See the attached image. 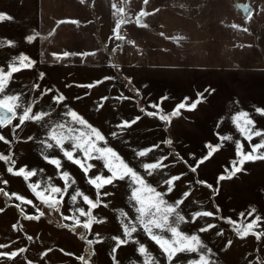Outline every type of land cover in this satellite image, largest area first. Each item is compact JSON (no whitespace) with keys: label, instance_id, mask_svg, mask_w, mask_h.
Wrapping results in <instances>:
<instances>
[{"label":"rangeland","instance_id":"obj_1","mask_svg":"<svg viewBox=\"0 0 264 264\" xmlns=\"http://www.w3.org/2000/svg\"><path fill=\"white\" fill-rule=\"evenodd\" d=\"M113 3L125 8L121 14L127 21L121 26L126 37L123 42L114 36L109 40L116 20ZM239 3L251 5L253 11L249 19L246 20L237 7ZM141 8L148 13L142 17L147 27L136 23ZM0 12L13 17L0 22V65L6 68L20 52L37 61L31 69L13 74L5 94L19 91L25 102L36 101L34 112H48L39 123L26 121L22 130L17 129L15 134L11 125L0 128V135L7 137L0 140V153L11 155L15 160L14 168H35L37 171L29 180H40L41 188H46L49 183L63 187L64 183L43 155L59 156L62 161L60 171H69L75 181L64 194L60 210H50L34 197L22 176L7 172V163L0 159V209H3L0 211V244L8 245L0 250L26 249L12 264H27L28 260L33 264H82L78 259L80 256L89 258L88 264H113L110 253L114 241L111 237L122 232L118 223L120 210L135 215L128 200L127 181H121L115 188L105 185L101 189L110 193L101 197L108 201V206L100 205L93 210L97 221L92 230L77 226L78 232L83 231L87 239H96L90 251L87 239L65 226L72 223L64 219L72 214L70 208L83 206L87 210L82 197H78L76 205L72 204L70 196L75 189L79 187L93 197L95 189L79 166L67 161L58 148L49 149L41 144L46 138V128L42 125L47 121L71 122L63 115L67 111L64 104L99 128L109 146L142 175L145 174L143 163L159 161L152 173L157 180L178 176L173 181V191L166 193L165 198L169 202L181 200L178 208L188 217L187 222L181 224L182 230L191 233L208 223L213 224V228L198 234L217 252L220 264L264 262V236L259 240L253 234L238 237L232 225L220 219L221 215L245 219L238 213H246L250 205L264 215V160L247 161L235 176L220 180L216 196H213V189L198 182L204 179L213 183L214 189L217 187L218 174L223 172L224 165L230 169L229 161L235 158L236 140L241 141L245 151L250 150L247 139L231 120L235 112L247 111L256 122L254 127L264 129V115L255 111L256 107H264V0H147V3L144 0H85L84 3L81 0H0ZM72 19L80 20L81 24L71 23ZM57 21L65 22L57 24ZM233 24L242 27L233 28ZM32 30L40 35L28 43L24 37ZM3 38L13 39L16 43L8 47ZM128 40H134L135 44H129ZM103 44H107L106 49ZM116 44H122V48L113 54L111 48ZM65 50L86 51L89 55L59 60L52 56L53 52ZM109 60L116 67L109 64ZM40 72L46 74L43 79L38 78ZM104 76L110 78L104 80ZM128 76L132 77L131 82ZM97 79L101 80L100 84L94 83ZM89 83L93 84L91 88L87 87ZM36 84L40 86L34 87ZM53 86L66 97L60 104L50 100L54 92L41 96L45 87ZM206 88L208 92L204 91ZM211 89L215 91L211 92ZM198 92L203 93L204 98L197 107L179 109V114L168 122L148 115V112L159 111L152 102L160 104L161 114H165L178 103L195 101ZM161 96L166 99L160 100ZM184 97L189 99L184 100ZM135 115H140L141 120L131 126L116 127L122 119ZM112 131H116L115 137L111 135ZM16 135L21 138L17 140ZM27 135H32L33 140L24 139ZM260 138L253 137L252 143H258ZM168 140L171 143H166ZM206 142L219 143L221 148L208 160L199 161L193 172L189 165L205 151ZM66 146L70 144L66 142ZM145 147L149 151L144 156L135 155ZM88 162L94 164L89 169V176L108 174L102 161L94 158ZM146 179L155 186L151 177L146 176ZM165 187L161 183L158 190ZM13 192L32 199L44 215L39 219L26 218L15 207L20 201L10 195ZM184 192L188 195L183 196ZM216 205L220 206V215H203L206 211L216 212ZM24 210L35 215L32 205H24ZM195 211L202 215L193 222L191 215ZM100 216L107 219L100 221ZM17 223L19 227L13 228ZM220 228L224 233L217 236ZM96 233L103 239H98ZM138 233L141 242L159 257L158 246L139 230ZM229 239L233 243L225 250L223 244ZM137 247L134 241L122 245L123 251L118 249L116 253L119 264H140L142 258L135 251Z\"/></svg>","mask_w":264,"mask_h":264},{"label":"snow or ice","instance_id":"obj_2","mask_svg":"<svg viewBox=\"0 0 264 264\" xmlns=\"http://www.w3.org/2000/svg\"><path fill=\"white\" fill-rule=\"evenodd\" d=\"M85 0H81V3H84ZM147 3V0H144ZM237 7H245L247 15L245 19H249L252 15L251 5L242 6L237 5ZM113 15L116 16L115 25L109 36V40L114 36L116 40L123 42L125 36L121 32L122 24L127 23L124 17L121 15L125 12L123 6L117 7L116 3L112 4ZM156 11V9H153ZM148 13L141 8L137 13L136 23L138 26L142 25L147 27L148 25L143 22L142 17L147 16ZM13 17L8 13L0 12V22L5 20H12ZM65 21H57V24ZM71 23L79 25L81 24L80 20L72 19ZM233 28H241L242 25L233 24ZM55 31V28L52 30ZM244 31H248L247 28H244ZM52 33H49L51 35ZM35 30L24 37L25 41L28 43L33 42L37 36H39ZM161 36L164 35L163 32L160 33ZM171 39V38H170ZM176 39H179L177 37ZM4 44L8 47L15 45L16 41L13 39L3 38ZM129 44H135L134 40H128ZM103 47L106 49L107 44H103ZM122 48V44H116L111 48V53H116L117 49ZM97 50H93V54ZM89 53L86 51L74 52V51H63V52H53L52 56L56 57L59 60L62 57H86ZM37 61L32 59L28 54L20 52L18 55H15L11 62H8L6 68L4 65H0V128H3L5 125H11V131L15 134L17 129L22 130V126L25 125L26 121L41 122L42 119L48 115V112L45 111H33V106L36 101L33 99L29 102H25L22 99L21 92L17 91L13 94H5V90L8 87L9 81L12 79L13 74L21 71L22 69H31ZM113 67L116 65L112 60L108 61ZM46 74L44 72L38 73V78L43 79ZM110 77L104 76L102 79L107 80ZM128 81H132V77H127ZM95 84H100L101 80L97 79L94 81ZM39 84L34 85V87H39ZM93 86L92 83L87 85L88 88ZM139 91V89H137ZM208 92L209 89L204 90ZM215 89H211V92H214ZM50 100L56 104L65 101V95L59 90L53 87H45L41 96L45 93H52ZM203 93L198 92L197 98L191 103H178L175 108L165 114H161L163 109L161 105L155 102H152V106L159 111L148 112V115L153 117H159L160 121L168 122L173 116L179 114V109H195L198 102L203 99ZM106 99V97H102ZM160 100L166 99V97L161 96ZM188 97H184V100H188ZM64 108L67 109L64 116L70 118V123L61 121L59 123L52 122L51 120L47 121L42 126L46 128L44 136L46 137L41 141V144L45 148H53L55 146L62 153L63 157L67 161L74 163L79 166L83 171L84 175L87 176L88 182L90 185L94 186L95 192L94 197L88 194H85L79 187L71 194L70 200L73 205H76L78 197H82L84 204L87 206V210L83 206L70 208L69 211L71 215L64 216V213L61 212V215L64 216V219L72 221L65 226L73 232H78L77 226H80L84 230L91 231L93 228L94 221H97V216L93 215V210L97 209L100 205L104 207L108 206V201L102 200L101 197H107L110 195L108 190L101 191L105 185H112L113 188L121 181H127L128 189L130 194L128 195V200L131 203L132 209H134V217L129 215V212L124 209L120 210V219H119V229H122V232L119 234L113 235L111 239L114 241L110 255L113 259V264H119V261L116 257L117 250L121 248L122 245H128L130 241H134L138 246L135 251L142 258L140 264H220V261L217 257V252L213 247L209 246L206 243L200 234L205 232L207 229L213 228V224L208 223L204 227L194 230L191 233L181 229L182 222H187L188 217H186L179 210L178 206L181 204V200L177 198L174 202H169L165 196L166 193L173 191V181L178 179V176L172 175L170 178L164 180H157L155 176L152 175L156 171L159 161L156 163H143L142 168L145 172L144 175L141 174L135 167H133L129 162H127L113 147L109 146L105 134L97 127L93 126L85 117L79 114L76 110L68 107L67 104H64ZM146 111V109H143ZM256 113L264 115V107H256ZM14 120H17V123H13ZM141 120L140 115H135L131 118L122 119L119 124L116 125L117 128H122L123 126H131L135 124L136 121ZM231 120L235 127L239 130L240 134L244 136L249 145L250 150L245 151L244 145L240 140L235 142V158L230 159V169L228 165H224L223 172L219 173L216 178L217 187L214 189L213 183L208 182L204 179H199L200 184H206L209 189H213V196H216L218 193L219 181L225 178H232L238 172L243 169L245 162L247 161H256L264 160V129L256 128L255 120L249 115L247 111H237L231 117ZM73 125H79V127H74ZM111 135L115 137L117 135L116 131H112ZM255 136L261 137L258 143H252V139ZM19 135H16V139H20ZM5 135H0V140H6ZM26 140H33L32 135H27L24 137ZM66 142L70 146H66ZM103 142V145L101 144ZM11 143V141H9ZM166 143H171L170 140ZM156 147V145H152ZM221 145L219 143L206 142L205 151L201 153L197 161H194L189 167L193 172L197 170V164L199 161H206L213 155V153L220 149ZM149 151V148L145 147L138 150L136 156H144ZM189 155H194L190 153ZM94 158L102 161L103 168L107 170L108 174L97 173L95 175L89 176V169L94 167V164L89 163L88 161L93 160ZM0 159L4 160L8 167V173H14L23 177V179L28 182V187L30 188L32 194L36 199L41 201L44 205L50 210L59 211L61 207V201L64 200V194L69 191L70 185L74 184L75 181L70 176L69 171L64 170L60 171L62 168V161L59 156L56 155H43V159L53 165L58 172L59 177L63 180V187L57 186L56 184L49 183L46 188H41V181L36 180L31 182L30 177L34 176L36 169L32 168L29 170L27 166H21L14 168L12 165L15 164V160L12 159L11 155H3L0 153ZM162 167V165H161ZM147 177L155 182L150 183ZM7 183V181H4ZM166 185L164 190H158L159 184ZM7 195V193H6ZM11 196L16 197L20 203H17L15 207L20 210L21 214L29 219H39L40 216H43L44 213L40 210L39 207H36L32 199L25 197L24 195H18L17 193H11ZM183 196H187L188 193L184 192ZM24 205H32L35 208V215L29 212H25ZM217 211H206L203 213L205 216H218L220 215V206L216 205ZM3 211V209H0ZM202 213L200 211H195L191 215V220L196 221L197 217H200ZM239 217L245 219H233L232 216H220V219L228 221L238 237H246L249 234L255 235L257 240L261 239L264 236V224L261 222L264 221V215H261L257 208L249 206V210L241 211L238 213ZM81 217H85L81 219ZM250 218V219H247ZM107 217L100 216L99 220L104 221ZM13 228H18L19 224H14ZM118 229V231H119ZM257 229H261L257 231ZM138 230L142 232L147 238H150L151 241L159 248V257L153 255L149 251L146 244L141 242L138 238ZM167 233V234H166ZM224 229L220 228L219 232L216 233L217 236H222ZM78 235L83 239H87L83 231H79ZM98 239H103L99 236V233H96ZM29 240L32 239L31 236L27 237ZM96 242V239H87V244L89 246V251L91 250V245ZM233 243L231 239L227 240L223 244L224 249L226 250L228 246ZM8 245L0 244V249L7 248ZM25 248H15L12 250H0V264H12L14 258L18 256L19 253L24 252ZM63 251V249H62ZM183 254V255H178ZM192 254H195L194 256ZM78 259L82 264H88L89 258L85 256H80ZM27 264H33L31 260L27 261ZM251 264V262H249ZM264 264V262H262Z\"/></svg>","mask_w":264,"mask_h":264},{"label":"water","instance_id":"obj_3","mask_svg":"<svg viewBox=\"0 0 264 264\" xmlns=\"http://www.w3.org/2000/svg\"><path fill=\"white\" fill-rule=\"evenodd\" d=\"M237 5H242V6H247V5H249L248 3H246V4H237ZM239 9H240V11H241V13H242V15L243 16H246L247 15V13H246V11H245V7H238Z\"/></svg>","mask_w":264,"mask_h":264}]
</instances>
